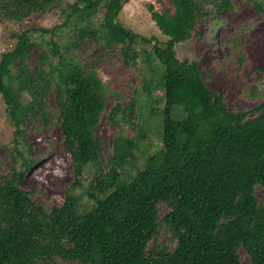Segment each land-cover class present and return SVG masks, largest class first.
Returning <instances> with one entry per match:
<instances>
[{
	"label": "trees",
	"instance_id": "trees-1",
	"mask_svg": "<svg viewBox=\"0 0 264 264\" xmlns=\"http://www.w3.org/2000/svg\"><path fill=\"white\" fill-rule=\"evenodd\" d=\"M128 1L0 0L2 21L23 23L54 10L62 17L49 28L23 26L0 54V95L14 127L11 167L0 175V264H264V203L256 194L264 190V100L230 110L196 62L175 56L198 22L218 24V15L234 10L232 1L149 6L162 41L123 26L119 15ZM245 1L264 17L263 1ZM236 38L230 43L240 50ZM87 41L102 56L118 51L125 68L140 60L142 104L113 91L107 112L110 93L94 63L79 55ZM157 90L161 96L153 97ZM159 101L161 148L141 163L135 152L146 134L131 136L125 127L135 129L131 118L146 103L153 114ZM105 112L117 134L102 161L96 127ZM37 120L61 131L72 161L73 181L51 210L23 188L24 173L38 161L29 158L26 136ZM90 165L95 178L83 187Z\"/></svg>",
	"mask_w": 264,
	"mask_h": 264
},
{
	"label": "rangeland",
	"instance_id": "rangeland-1",
	"mask_svg": "<svg viewBox=\"0 0 264 264\" xmlns=\"http://www.w3.org/2000/svg\"><path fill=\"white\" fill-rule=\"evenodd\" d=\"M74 3L76 0H68ZM234 10L224 12L217 19H206L197 23L192 37L175 46V56L178 60L187 59L197 64L199 72L208 89L220 94L230 110H251L264 100V17L262 13L245 0H231ZM264 2V0H261ZM156 11L171 8L169 0H129L123 7L119 20L124 27L145 37L166 40L150 17L148 7ZM61 16L54 10L42 16H31L23 23L0 20V54L14 46V35L23 26L37 24L52 27L61 22ZM236 35V42L242 38L240 50H234L230 41ZM240 36V37H239ZM243 51L244 60L237 61V56ZM88 63H94L95 71L103 85L109 91L106 110L112 105L113 91L119 93L123 100L135 98L139 104L145 101L144 91L141 90L143 66L140 60L135 68H125L121 63L118 51L102 56L100 48L92 41H87L79 53ZM99 58V59H98ZM34 60V54L28 59L29 64ZM159 90L154 91L153 97L161 96ZM148 104L140 117L131 118L136 126H126L131 136H137L141 130L146 137L138 143L139 151L135 152L137 159L143 163L144 158L153 151L161 148V111L162 101L154 105V113H149ZM105 112L96 127V136L102 146L103 158L111 152L113 139L117 134L116 128L107 122ZM143 122V124H141ZM14 127L7 118L6 106L0 95V175L11 167L10 149L13 147ZM30 141L28 155L30 159L38 160L24 173L23 188L34 195V201L45 209L51 210L61 205L64 200V188L73 181L72 161L62 144L61 131L54 125L41 126L35 121L26 133ZM101 161V162H102ZM91 171V173H89ZM95 168L89 166L84 175L82 186H88L94 176ZM257 197L264 203V190L257 189ZM86 202V200H85ZM166 210L161 208V215ZM164 239L160 236L159 242ZM170 249L173 244L168 241ZM245 258V263L247 258ZM55 264H74L57 260Z\"/></svg>",
	"mask_w": 264,
	"mask_h": 264
}]
</instances>
